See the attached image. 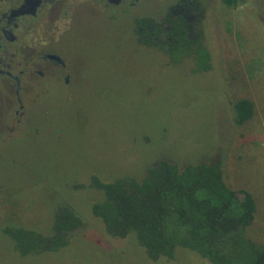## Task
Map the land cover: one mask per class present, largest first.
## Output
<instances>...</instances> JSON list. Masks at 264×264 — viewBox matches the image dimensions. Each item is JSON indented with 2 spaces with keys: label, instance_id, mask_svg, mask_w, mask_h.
<instances>
[{
  "label": "rangeland",
  "instance_id": "obj_1",
  "mask_svg": "<svg viewBox=\"0 0 264 264\" xmlns=\"http://www.w3.org/2000/svg\"><path fill=\"white\" fill-rule=\"evenodd\" d=\"M209 11L201 45L210 53V69H198L193 53L179 60L158 47L131 45L136 36L130 31L113 62H105L104 52L79 61L88 85L56 109L52 124L39 120L36 129L44 134L23 129L27 139L13 156L16 163L5 156L8 146L0 150V264H210L184 247H176L172 259L151 261L133 234L108 235L92 212L102 198L94 177L140 178L162 157L183 167L219 154L225 183L254 197L255 218L245 235L264 247V0L232 6L213 0ZM25 94L30 102L33 90ZM5 98L0 91L2 138L13 124ZM240 98L251 100L254 112L238 125L232 104ZM10 171L15 187L2 175ZM59 202L74 204L84 221L70 245L38 263L37 256L9 247L4 226L47 233Z\"/></svg>",
  "mask_w": 264,
  "mask_h": 264
},
{
  "label": "trees",
  "instance_id": "obj_2",
  "mask_svg": "<svg viewBox=\"0 0 264 264\" xmlns=\"http://www.w3.org/2000/svg\"><path fill=\"white\" fill-rule=\"evenodd\" d=\"M223 2L232 6L237 0ZM168 21L162 28L151 17L146 21L138 18L131 32L144 35L138 27L148 22V44L158 43L160 50L179 60L193 53L198 69H210V53L201 45V32L188 31L182 22L175 25L177 18ZM232 108L238 125L254 112L247 98L237 99ZM221 163L219 154L183 167L162 157L147 165L140 178L103 182L94 177L92 183L102 191V198L92 204V212L108 235L122 238L133 234L151 261L172 259L176 247H184L210 264H264V247L245 235L255 218L254 197L225 183ZM65 206L66 211L55 214L49 233L22 227L2 231L11 236L20 256L57 250L84 225L80 214Z\"/></svg>",
  "mask_w": 264,
  "mask_h": 264
},
{
  "label": "flooded vegetation",
  "instance_id": "obj_3",
  "mask_svg": "<svg viewBox=\"0 0 264 264\" xmlns=\"http://www.w3.org/2000/svg\"><path fill=\"white\" fill-rule=\"evenodd\" d=\"M212 4L213 0H0V91L6 97L4 108L6 103L7 107L11 104L6 118L13 121L7 136L0 137V150L5 146L10 148L8 155L5 151L7 160L16 163L15 159L12 161L13 156L21 149L23 138L27 139L21 136L23 129H36L43 119L52 124L56 109L65 108L71 103L70 97L77 96V91H83L88 85L87 78L83 80L80 60L92 59L93 52H104L105 62H113L112 54L122 52V40L137 26L133 22L138 18L146 21L151 17L164 28L169 23L168 18L174 17L177 18L175 25L182 22L190 32H203V20L209 15ZM149 27L148 22L140 25L138 29L144 35H136L131 45L159 47L158 43L148 44ZM27 90L34 92L30 102L24 100ZM56 97L63 98L55 100ZM36 132L41 131L36 129ZM12 174L10 171L2 175L9 177L10 187H15ZM6 182L4 180L2 188L8 187ZM69 204L59 202L53 208L51 227L55 214L66 211L65 205ZM71 205L68 207L75 210V205ZM3 234L9 247L13 246L19 255L11 236ZM68 245L69 242L65 246ZM65 246L23 256L35 255L38 263L45 254H59Z\"/></svg>",
  "mask_w": 264,
  "mask_h": 264
}]
</instances>
